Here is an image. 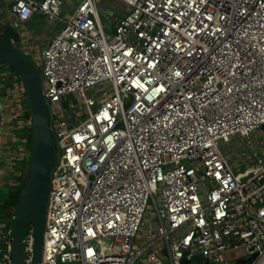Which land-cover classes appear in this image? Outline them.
Instances as JSON below:
<instances>
[{"label": "built area", "instance_id": "built-area-1", "mask_svg": "<svg viewBox=\"0 0 264 264\" xmlns=\"http://www.w3.org/2000/svg\"><path fill=\"white\" fill-rule=\"evenodd\" d=\"M118 1L111 34L98 0L7 8L21 44L35 14L62 26L36 55L55 146L40 264H264V0ZM32 246L28 229L24 264Z\"/></svg>", "mask_w": 264, "mask_h": 264}, {"label": "water", "instance_id": "water-1", "mask_svg": "<svg viewBox=\"0 0 264 264\" xmlns=\"http://www.w3.org/2000/svg\"><path fill=\"white\" fill-rule=\"evenodd\" d=\"M118 20L114 29H117ZM8 40L0 36V60L21 78L31 119V144L26 154L24 170L27 177L21 190L12 226V264H24L27 230L33 234L32 263L40 264L45 215L48 201L50 173L54 166L55 146L49 113L43 97L37 67L20 50V34L9 25L5 29ZM264 131V125L261 127ZM256 258L238 261L250 264ZM201 258H194V262Z\"/></svg>", "mask_w": 264, "mask_h": 264}, {"label": "crops", "instance_id": "crops-1", "mask_svg": "<svg viewBox=\"0 0 264 264\" xmlns=\"http://www.w3.org/2000/svg\"><path fill=\"white\" fill-rule=\"evenodd\" d=\"M11 0H0V35H6L4 26H9L12 22L7 14V8ZM60 17L67 20L73 12V8L81 2V0H62ZM110 8L113 12H107L104 8H99L100 1L98 0L97 7L101 14L107 18L106 23H103L108 34L114 31L115 23L120 20L125 11V6L118 0H109ZM109 18V19H108ZM112 19V20H111ZM25 26L33 35V48L30 51L20 50L26 55H37L38 50L46 48L50 40L61 30V25L58 22L51 21L42 15L35 14ZM17 31V30H16ZM19 32V31H17ZM31 46L30 44H28ZM27 44H21L23 49ZM28 57V56H27ZM29 58V57H28ZM0 60V65H1ZM15 98V99H14ZM16 90L7 91L4 96H0L1 112L4 114L6 123L2 129V158L0 162V178L1 187L9 190L11 187H17L16 182L20 184L26 181V171L24 170L25 157L28 149L27 137L29 131L20 127V122L15 116V108L18 106ZM19 176V177H17ZM16 186H15V185ZM1 188V189H2ZM0 189V192H1Z\"/></svg>", "mask_w": 264, "mask_h": 264}, {"label": "trees", "instance_id": "trees-1", "mask_svg": "<svg viewBox=\"0 0 264 264\" xmlns=\"http://www.w3.org/2000/svg\"><path fill=\"white\" fill-rule=\"evenodd\" d=\"M0 36L8 40L6 35ZM2 63L3 66L0 67V96H4L9 90L11 91L16 84L22 85L21 78L18 76V74L14 72L6 63ZM13 77H16V79ZM23 108L25 110V117L28 119L30 117V113L28 111V103L26 100L23 102ZM27 141L28 149H30L31 130L28 134ZM24 184L25 180L20 184L16 182L17 187H11L8 192H0V207L7 209L8 213H11V211L15 212ZM11 224H13V222Z\"/></svg>", "mask_w": 264, "mask_h": 264}, {"label": "rangeland", "instance_id": "rangeland-1", "mask_svg": "<svg viewBox=\"0 0 264 264\" xmlns=\"http://www.w3.org/2000/svg\"><path fill=\"white\" fill-rule=\"evenodd\" d=\"M100 3H99V8H104L107 10V12H113V8H110V1L109 0H99ZM62 9V8H61ZM99 9V10H100ZM100 13V18H101V21L102 23H106L107 21V18L104 17L101 12L99 11ZM109 19V18H108ZM112 20V19H111ZM31 47L33 48V45L29 46H25L23 49H21V47L19 48V50H23V51H30L31 50ZM22 51V52H23ZM24 54V53H23ZM25 55V54H24ZM29 57V60L35 65V66H38V61H37V56L36 55H32V54H28L26 55ZM40 72V71H39ZM97 89H100L99 87L93 89V90H89L87 92L88 95H92ZM105 91L108 92V96H110L112 94V91H111V88L110 87H107L105 88ZM12 92V91H10ZM15 99V98H14ZM72 99V96L69 95L68 98H67V103H69ZM26 100V99H24ZM27 101V100H26ZM62 105L65 107L66 106V103L64 102V100H62ZM16 111V110H15ZM2 179H4L3 177H0ZM1 192H8L7 189L5 188H2L1 189ZM10 213V212H9ZM7 209L3 208V207H0V225H1V233H4L7 229H9L11 227V223H12V220H11V217L9 215ZM77 264V263H75Z\"/></svg>", "mask_w": 264, "mask_h": 264}, {"label": "snow or ice", "instance_id": "snow-or-ice-1", "mask_svg": "<svg viewBox=\"0 0 264 264\" xmlns=\"http://www.w3.org/2000/svg\"><path fill=\"white\" fill-rule=\"evenodd\" d=\"M208 19H210V20H211V19H212V17H208ZM177 75H180V74H179V73H177Z\"/></svg>", "mask_w": 264, "mask_h": 264}]
</instances>
